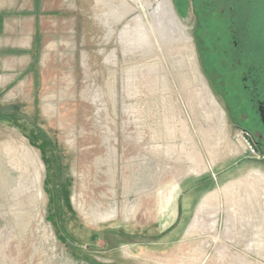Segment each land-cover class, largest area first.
<instances>
[{
	"label": "rangeland",
	"instance_id": "1",
	"mask_svg": "<svg viewBox=\"0 0 264 264\" xmlns=\"http://www.w3.org/2000/svg\"><path fill=\"white\" fill-rule=\"evenodd\" d=\"M186 12L0 0V264H264L262 154L236 142ZM251 12L264 30V0Z\"/></svg>",
	"mask_w": 264,
	"mask_h": 264
},
{
	"label": "flooded vegetation",
	"instance_id": "2",
	"mask_svg": "<svg viewBox=\"0 0 264 264\" xmlns=\"http://www.w3.org/2000/svg\"><path fill=\"white\" fill-rule=\"evenodd\" d=\"M182 1L213 92L264 156V30L252 28L253 0Z\"/></svg>",
	"mask_w": 264,
	"mask_h": 264
},
{
	"label": "crops",
	"instance_id": "3",
	"mask_svg": "<svg viewBox=\"0 0 264 264\" xmlns=\"http://www.w3.org/2000/svg\"><path fill=\"white\" fill-rule=\"evenodd\" d=\"M236 142L238 143V145H240L241 147H244V144L241 140H239L238 138H236ZM198 179V178H197ZM247 181H250V183L248 182V184L251 185L252 188H258V182L256 181V179L254 178H245L243 180L240 181H235V182H230L228 185L225 186L224 189H222L225 198L230 197V192L233 188H239V187H243L246 188V190H250L251 187H249L247 185ZM186 182V181H185ZM184 181H182V183H185ZM260 183L264 182V181H259ZM206 183V182H205ZM259 183V184H260ZM184 185V184H183ZM204 185V182H198V184L190 186V183L188 182L185 186H184V190L183 192H190V190L192 191L194 189V191L198 190L201 188V186ZM262 185V184H261ZM249 192V191H248ZM216 195H211L209 197L204 198V200L202 201L198 211H197V221H198V230H212L213 227L216 224V220H215V213L217 212L216 210H210L211 209V202L213 200V198H215ZM212 197V198H211ZM194 212L193 209H191L190 213ZM196 221V220H195Z\"/></svg>",
	"mask_w": 264,
	"mask_h": 264
},
{
	"label": "built area",
	"instance_id": "4",
	"mask_svg": "<svg viewBox=\"0 0 264 264\" xmlns=\"http://www.w3.org/2000/svg\"><path fill=\"white\" fill-rule=\"evenodd\" d=\"M236 138H238L239 140H241L243 142L244 146L247 147V149L250 151L251 154H257L259 156L258 152L254 148V146H253L249 136L247 135V133H245L244 131H240L237 134ZM258 160L264 161V156L263 155L259 156Z\"/></svg>",
	"mask_w": 264,
	"mask_h": 264
},
{
	"label": "bare ground",
	"instance_id": "5",
	"mask_svg": "<svg viewBox=\"0 0 264 264\" xmlns=\"http://www.w3.org/2000/svg\"><path fill=\"white\" fill-rule=\"evenodd\" d=\"M27 155V154H26ZM27 158H29V159H27L28 160V163H30V164H34V161H33V159L29 156H27ZM24 160V159H23ZM35 172H37L38 171V169L35 167L34 169H33ZM99 177V176H98ZM88 184H90V183H88ZM95 188V187H94ZM98 190H101V191H104V186H100V187H98Z\"/></svg>",
	"mask_w": 264,
	"mask_h": 264
},
{
	"label": "water",
	"instance_id": "6",
	"mask_svg": "<svg viewBox=\"0 0 264 264\" xmlns=\"http://www.w3.org/2000/svg\"><path fill=\"white\" fill-rule=\"evenodd\" d=\"M246 137V136H245ZM254 146V145H253ZM255 148V147H254Z\"/></svg>",
	"mask_w": 264,
	"mask_h": 264
},
{
	"label": "trees",
	"instance_id": "7",
	"mask_svg": "<svg viewBox=\"0 0 264 264\" xmlns=\"http://www.w3.org/2000/svg\"><path fill=\"white\" fill-rule=\"evenodd\" d=\"M11 117V116H10Z\"/></svg>",
	"mask_w": 264,
	"mask_h": 264
}]
</instances>
